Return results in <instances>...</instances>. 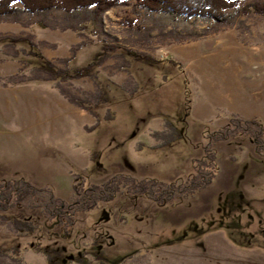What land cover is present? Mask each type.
<instances>
[{
  "label": "rangeland",
  "instance_id": "374dc122",
  "mask_svg": "<svg viewBox=\"0 0 264 264\" xmlns=\"http://www.w3.org/2000/svg\"><path fill=\"white\" fill-rule=\"evenodd\" d=\"M253 2L264 0L243 5ZM15 7L16 21L0 20L1 99L2 89L43 82L29 80L46 61L70 74L93 66L61 83L85 109L48 81L85 114L67 113L63 133L31 129L19 117L22 107L2 119L0 100V182L24 179L45 191L39 200L67 204L74 185L88 189L118 176L184 185L195 175L192 161L204 157L206 133L232 117L264 127V16L229 10L216 32L194 18L121 6L105 12L98 28L86 23L76 33L62 30L71 24L63 12L36 17ZM42 18L55 29L38 24ZM17 74L14 81L24 83L3 84ZM236 93L246 98L247 117L224 111L203 118L215 99L226 103ZM214 149L216 175L206 188L165 205L121 188L112 201L76 212L68 237L36 207L39 200L9 209L2 215L36 230L17 233L0 217V248L7 250L0 264H50L45 248L60 252L57 264H264V156L243 134Z\"/></svg>",
  "mask_w": 264,
  "mask_h": 264
},
{
  "label": "trees",
  "instance_id": "16d2710c",
  "mask_svg": "<svg viewBox=\"0 0 264 264\" xmlns=\"http://www.w3.org/2000/svg\"><path fill=\"white\" fill-rule=\"evenodd\" d=\"M245 0H0V20L12 18L17 20L19 9L16 4L22 6V10L31 16L44 17L51 12H63L66 17L67 24L64 30H72L79 33L86 29L85 24L90 23L93 27H97L101 23V16L112 8L121 6H131L135 10H142L147 14H164L175 15L182 20L189 21L194 18L203 22L212 23L214 31H218L225 24L226 12L229 10L239 11L244 16L259 15L264 16V3L253 2L243 5ZM38 24L45 28H52L47 19L42 18ZM55 29V28H52ZM21 39H17V41ZM16 41V40H14ZM23 41V40H21ZM28 41V40H27ZM29 45L34 48L33 42L28 41ZM110 50L115 47H109ZM72 60H61L66 65ZM93 65L79 68L70 74L67 69L58 68L53 63L46 61L45 66L38 69L40 77H33L29 81H49L56 82V88L62 96L70 103L86 108L85 103L64 91L61 83L69 82L88 75ZM19 75L9 77L7 82L3 84L15 85L24 83L23 80L14 81ZM97 116L96 114H94ZM98 118V116H97ZM236 134L246 135L255 145L256 152L264 156V127L255 120L242 121L235 117L229 119L227 127L205 134L207 141L204 148V157L200 160L192 161L195 175L184 185L165 184L156 180L136 181L127 176L114 177L103 185L91 186L88 189L81 185H74L75 199L71 204L62 202L57 199L49 198L43 201V197L38 199L42 194H46L44 190H39L32 186L24 179L0 182V217L6 220L17 233L32 234L35 227L32 223L2 215L13 207L22 208L30 207L31 202L38 201L36 207L41 208L43 215L51 221H57L62 226L64 237H68L69 229L74 222L76 212L90 211L97 206L98 202L112 201L121 188H127L129 192L135 194L148 195L154 202L159 205L170 203L177 195H192L199 190L209 186L215 178L216 170L214 169L216 154L214 146L217 142L226 141ZM162 136L160 133L155 134ZM124 180L129 183H124ZM33 207V206H31ZM16 250V249H15ZM7 250L0 248V257L5 256ZM42 253L47 257L50 264L55 263L56 257L60 256L59 251L50 248L43 249Z\"/></svg>",
  "mask_w": 264,
  "mask_h": 264
},
{
  "label": "crops",
  "instance_id": "0c3cea01",
  "mask_svg": "<svg viewBox=\"0 0 264 264\" xmlns=\"http://www.w3.org/2000/svg\"><path fill=\"white\" fill-rule=\"evenodd\" d=\"M10 91L12 90L2 89V99L0 98L3 105L2 119L16 115L13 109L18 108L20 110L22 107L20 111L23 114L20 113L19 117L22 120L25 118L26 125H29L31 129H35L38 133H60L65 126L67 113L73 114L76 117H80L83 114V111L80 112L79 108L63 99L59 92L55 88H52L49 82L43 81L34 88L27 86L22 89H16L13 92ZM223 101V99H215L212 102L214 103L213 108L207 106L203 118H220L221 113L225 114L224 111L228 115L236 114L241 117H247L245 116L247 115L245 97H241V95L236 93L235 97L229 98L226 103ZM222 120L226 122L225 119Z\"/></svg>",
  "mask_w": 264,
  "mask_h": 264
}]
</instances>
